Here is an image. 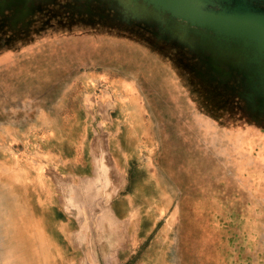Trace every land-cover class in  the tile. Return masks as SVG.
I'll use <instances>...</instances> for the list:
<instances>
[{
    "label": "rangeland",
    "instance_id": "1",
    "mask_svg": "<svg viewBox=\"0 0 264 264\" xmlns=\"http://www.w3.org/2000/svg\"><path fill=\"white\" fill-rule=\"evenodd\" d=\"M77 45L0 56V264H264V138L233 153L149 51Z\"/></svg>",
    "mask_w": 264,
    "mask_h": 264
},
{
    "label": "water",
    "instance_id": "2",
    "mask_svg": "<svg viewBox=\"0 0 264 264\" xmlns=\"http://www.w3.org/2000/svg\"><path fill=\"white\" fill-rule=\"evenodd\" d=\"M55 8L60 9L55 13L58 16L61 11L78 16L96 12L94 16L100 20L73 19L69 30L60 29L53 37L29 32L24 38L19 34L2 38L0 56H13L15 47L21 52L37 50L39 46H76L79 42L84 46H135L136 50L149 51L150 56L157 58L169 75H166L167 88L173 83L183 100L196 107L194 114L203 117L206 114L203 110L209 109L215 99L208 93L203 104L196 103L193 81L183 76L184 81L176 67L163 65L160 55L163 51L158 43L165 40L171 47L186 49L193 58L200 59L220 85L242 82L246 94L243 99L252 120L264 116V0H0V31L27 30L35 14ZM108 12L113 14L112 21L107 19ZM134 23L151 30L154 39L135 40L129 30ZM177 124L181 125L184 138L190 137L193 142L195 155L203 156L204 127ZM206 126L207 132L217 130L213 123ZM240 147L236 140L230 143L233 153Z\"/></svg>",
    "mask_w": 264,
    "mask_h": 264
},
{
    "label": "flooded vegetation",
    "instance_id": "3",
    "mask_svg": "<svg viewBox=\"0 0 264 264\" xmlns=\"http://www.w3.org/2000/svg\"><path fill=\"white\" fill-rule=\"evenodd\" d=\"M61 4L65 6L66 3L63 2ZM53 10L54 11H51V9H49L43 13L35 14L31 18L32 22L27 30L20 28L19 32L0 31V39L8 38V36L14 34H19L21 38H24L25 35L30 33L53 37L55 35L54 33H58L60 29L69 30L72 21H74L73 19L83 18L89 20L93 17L96 21L100 20L98 17L94 16L96 12H91L90 15L78 16L77 14L72 15L68 12L61 11V15L58 16L55 15V13L60 9L55 8ZM106 14L107 19H110V21L114 19L112 13L108 12ZM73 23L80 24L78 22ZM97 26H95V28L98 29ZM107 30L117 32L113 29ZM129 30L132 35L134 34L135 40L154 39L152 36L153 32L142 25L134 23L129 27ZM24 45L25 44H23V46ZM158 46H161L163 51V53L160 54L163 56L161 59L163 65L166 66V64H170L176 67L184 81L185 79L183 76L193 81L191 87L197 91L196 103L203 104L202 101L205 97H208V93L212 94L211 96L215 101L209 106V109L203 110L206 113L207 121L215 124L218 134L220 130L224 131V137L228 139V142L233 144L234 140H236V142L241 145L242 149L240 147L237 152L239 155L243 154L241 150L248 146L250 141L252 142V140L260 137L264 138V116L258 118L257 121L252 120L251 116L253 115H249V112H247L245 99H243L246 98V94L242 82L232 81L220 85L219 80L215 78L211 70L204 65L200 59L193 58L186 49L181 50L180 48H173L171 47L172 45L167 44L165 40L159 41ZM249 127H252L254 130L251 138L243 134L251 130ZM231 138H233V140ZM262 150H264V147Z\"/></svg>",
    "mask_w": 264,
    "mask_h": 264
},
{
    "label": "crops",
    "instance_id": "4",
    "mask_svg": "<svg viewBox=\"0 0 264 264\" xmlns=\"http://www.w3.org/2000/svg\"><path fill=\"white\" fill-rule=\"evenodd\" d=\"M177 127H178V129L177 130H179V132L181 133L180 135L182 136V138L185 140V138H184V136H183V134H182V128H181V125L179 126L178 124H177ZM144 137H147V138H149V136H145L144 135ZM42 143H47V142H42Z\"/></svg>",
    "mask_w": 264,
    "mask_h": 264
}]
</instances>
